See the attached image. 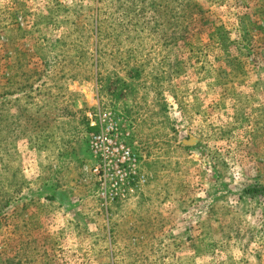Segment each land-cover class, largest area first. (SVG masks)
<instances>
[{"label": "rangeland", "instance_id": "374dc122", "mask_svg": "<svg viewBox=\"0 0 264 264\" xmlns=\"http://www.w3.org/2000/svg\"><path fill=\"white\" fill-rule=\"evenodd\" d=\"M0 264H264V0H0Z\"/></svg>", "mask_w": 264, "mask_h": 264}, {"label": "built area", "instance_id": "2783aa9c", "mask_svg": "<svg viewBox=\"0 0 264 264\" xmlns=\"http://www.w3.org/2000/svg\"><path fill=\"white\" fill-rule=\"evenodd\" d=\"M110 115L100 117L101 131L89 140L96 161L90 171L99 183L98 196L105 203L115 198L121 202L130 200L146 182L138 172V156L117 131ZM89 117L92 118L90 114Z\"/></svg>", "mask_w": 264, "mask_h": 264}]
</instances>
